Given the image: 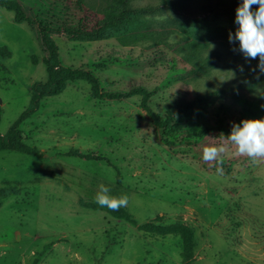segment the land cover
<instances>
[{
	"label": "rangeland",
	"instance_id": "374dc122",
	"mask_svg": "<svg viewBox=\"0 0 264 264\" xmlns=\"http://www.w3.org/2000/svg\"><path fill=\"white\" fill-rule=\"evenodd\" d=\"M22 1L36 7L34 0ZM241 3L190 0L180 12L160 10L150 16L157 38L131 44L54 39L61 63L92 70L103 91L161 86L151 104L162 111L182 85L188 96L249 81L264 88L258 58L245 60L232 50L238 41L229 43ZM207 26L222 30L204 51L217 54L210 72L187 78L188 85L169 78L167 60L186 65L169 43ZM108 57L124 60L103 63ZM46 79L31 29L0 6V133L27 106L31 85ZM244 119L252 118L231 102L223 130L168 147L155 139L139 96L97 98L88 81H68L21 124L41 157L0 151V186L12 189L0 206V264H264V159L253 164L229 145L222 173L216 162L203 160V148L223 142L221 134ZM71 148L109 161L67 156ZM101 184L111 196H128L124 208L132 221L86 206L96 203Z\"/></svg>",
	"mask_w": 264,
	"mask_h": 264
},
{
	"label": "trees",
	"instance_id": "16d2710c",
	"mask_svg": "<svg viewBox=\"0 0 264 264\" xmlns=\"http://www.w3.org/2000/svg\"><path fill=\"white\" fill-rule=\"evenodd\" d=\"M34 1L36 7L29 6L22 0H0V6L13 11V19L16 22L27 23L42 52V61L47 70L46 81H36L31 85L27 106L8 129L0 133V151L13 150L40 158L41 151L27 143L29 133L21 128L22 122L40 108L43 98L60 94L68 81L80 79L90 83L91 93L97 98L121 99L139 96L140 107L149 117L155 139L168 147L190 145L210 132L223 130L231 102L238 104L243 116L252 119L264 118V88H259L256 81L207 90L191 96L185 94V87L182 85L178 99L159 111L152 106L151 101L158 97L161 86L150 88L145 85H133L127 90L103 91L92 70L65 66L60 61L54 36L71 41L115 38L121 44L157 38V31L151 30L150 16L165 9L180 12L190 0H157L153 3L105 0L100 6L90 5L86 0ZM235 31L236 29L231 30L233 34ZM221 32L219 27H201L193 33H186L176 42L169 43L171 50L181 54L180 58L186 64L179 66L174 58L167 60L170 62L169 78L177 76L188 85L187 78L210 72L217 62V54H205L204 51L208 40L219 36ZM123 60L119 57H108L102 61L106 63ZM65 154L86 160L109 161L101 154L85 152L79 148H71ZM115 168L118 170L116 166ZM10 192L11 187L0 186V206L3 198ZM86 206L92 209L104 208L115 217L132 221L130 213L124 207L111 211L97 203H89Z\"/></svg>",
	"mask_w": 264,
	"mask_h": 264
},
{
	"label": "clouds",
	"instance_id": "9594fccd",
	"mask_svg": "<svg viewBox=\"0 0 264 264\" xmlns=\"http://www.w3.org/2000/svg\"><path fill=\"white\" fill-rule=\"evenodd\" d=\"M255 6V8H254ZM235 23L238 28L235 33H229V43L235 45L238 41L239 51L245 60H259L257 67L264 74V0H242L236 8ZM215 45H211L214 48ZM241 71L243 70L241 66ZM223 142L206 145L203 148V160L216 162L217 171L222 173L223 155L229 151V145L235 146L236 154L247 156L255 164L264 159V118L244 119L240 123H233L231 132ZM109 188L101 184L95 202L111 211H118L128 204V196L115 197L109 195Z\"/></svg>",
	"mask_w": 264,
	"mask_h": 264
}]
</instances>
